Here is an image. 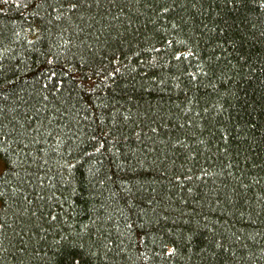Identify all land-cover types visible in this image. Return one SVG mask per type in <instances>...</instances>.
Wrapping results in <instances>:
<instances>
[{"label":"trees","instance_id":"trees-1","mask_svg":"<svg viewBox=\"0 0 264 264\" xmlns=\"http://www.w3.org/2000/svg\"><path fill=\"white\" fill-rule=\"evenodd\" d=\"M0 264H264V0H0Z\"/></svg>","mask_w":264,"mask_h":264},{"label":"rangeland","instance_id":"rangeland-1","mask_svg":"<svg viewBox=\"0 0 264 264\" xmlns=\"http://www.w3.org/2000/svg\"><path fill=\"white\" fill-rule=\"evenodd\" d=\"M1 166L3 168V162L0 160V169H1Z\"/></svg>","mask_w":264,"mask_h":264}]
</instances>
